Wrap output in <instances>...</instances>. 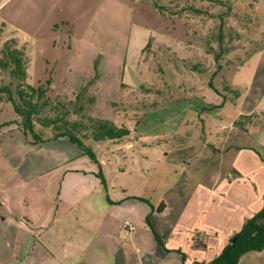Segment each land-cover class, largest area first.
Instances as JSON below:
<instances>
[{
  "label": "crops",
  "instance_id": "obj_1",
  "mask_svg": "<svg viewBox=\"0 0 264 264\" xmlns=\"http://www.w3.org/2000/svg\"><path fill=\"white\" fill-rule=\"evenodd\" d=\"M138 1L143 0H0V30L16 45H25L27 83L46 91L32 83L37 61L44 63L41 66L48 74L49 59L60 40L70 50L77 45L79 54L86 42L97 45L100 31L108 26L110 9L136 12ZM146 30H138L140 52L147 37H155ZM109 62V85L116 87V79L127 76L128 71L121 61L109 57ZM68 75L73 76L72 71ZM261 75L253 88L248 87L246 96L233 102L241 110L228 126L223 121L226 104L216 102L214 106L222 107L198 108L187 103L186 111L195 115V124L201 122L203 133L214 135L218 143L188 147L181 160L184 164L191 161L194 167L179 168L178 184L156 204L129 192L136 181L144 182L138 168H118L122 182L107 183L97 168L44 167L40 165L44 156L34 162L35 147L42 145L17 123L20 119L13 104L0 101V264L211 262L264 206V71ZM103 83L99 79L98 87ZM74 85L66 80L57 93H74L78 91ZM255 114H260L257 118L262 124L251 118ZM117 115L109 120L117 124ZM141 121L139 139L155 141L161 134H146ZM215 127L225 131L215 133ZM59 139L71 142L68 137ZM81 151L78 157L85 155ZM211 162L218 167L209 168ZM57 169L62 172L52 179L62 180L55 183L53 191L49 182H34ZM101 185L108 194L107 206L95 203L93 197ZM115 189H121L119 198L112 196ZM38 190L42 191L38 193L41 199L35 196ZM47 192L49 198L44 197ZM159 207H163L160 212ZM122 217L137 225L134 235L125 230ZM239 264H264V250L245 254Z\"/></svg>",
  "mask_w": 264,
  "mask_h": 264
},
{
  "label": "rangeland",
  "instance_id": "obj_2",
  "mask_svg": "<svg viewBox=\"0 0 264 264\" xmlns=\"http://www.w3.org/2000/svg\"><path fill=\"white\" fill-rule=\"evenodd\" d=\"M170 1H138L136 12L120 7L109 8L108 26L100 31L97 45L89 46L86 42L79 54L77 45L70 50L60 40L49 59L48 74L41 66L44 63L36 62L38 66L34 72L37 75L32 78V83L48 91L46 96L52 98L51 103L42 107L35 117L37 133L45 139L70 129L96 155L97 163L88 155L78 157L81 148L68 139L59 138L39 143L42 147H35L34 162L44 156L45 161L40 164L44 167L97 168L102 170L107 183L122 182L118 168H138L144 182L136 181L129 192L156 204L178 184L179 168L194 167L191 161L184 164L181 160L188 147L205 142L217 145L216 137L203 133L201 122L195 124L196 117L186 111V106L193 103L198 108L203 105L212 107L216 102L225 101L224 124L228 126L235 121L236 113L241 109L240 105H233L238 99L234 91L240 97L246 96L248 87L253 88L264 71V0H180L172 7L174 16L166 19L157 12L154 2L167 6ZM137 28H147L155 34V37H147L141 52L137 50L141 43ZM4 32L0 30V63L7 67L0 65V88L7 87L18 100L19 80L12 75L14 64L5 55V46L10 44L11 48L16 47L25 53V45L12 43L10 35ZM218 54L221 58L217 62ZM125 56L128 59L124 60ZM109 57L121 61L128 71L122 80L111 78L116 79V87L113 83L109 85V66L112 64ZM219 64L223 69L217 71ZM71 71L73 76L68 75ZM99 79L104 83L98 87ZM66 80L74 82L78 91L57 93ZM121 81L124 82L122 86ZM211 81L220 94L209 87ZM87 85L88 89L81 93ZM77 95L80 98L77 99ZM1 96L3 101L9 102L8 94ZM114 114L119 117L116 125L126 126L132 134L121 141L95 140L97 121L109 120ZM257 117L260 119V114L251 118L256 120ZM56 119L65 120L67 125L60 121H57L58 127L52 125L50 121ZM259 119L256 122L262 124ZM46 120L50 124L43 123ZM139 120H143L141 124L145 123L142 128L146 129V134L161 135L155 141L139 139ZM134 123L132 128L129 127ZM73 124L75 128L71 127ZM220 128L215 127L213 132L225 131H218ZM153 144L156 145L155 153L151 152ZM214 167H218V163L211 162L209 168ZM61 170L34 182H49L53 191L55 183L62 179H52V176ZM21 176L19 174L18 180ZM41 192L38 190L35 195L39 199L41 195L38 193ZM107 196L104 185L93 195L95 203L98 201L105 206L108 205ZM112 196L119 198L121 189H115ZM44 197L49 198V193ZM125 219L122 217L121 222Z\"/></svg>",
  "mask_w": 264,
  "mask_h": 264
},
{
  "label": "trees",
  "instance_id": "obj_3",
  "mask_svg": "<svg viewBox=\"0 0 264 264\" xmlns=\"http://www.w3.org/2000/svg\"><path fill=\"white\" fill-rule=\"evenodd\" d=\"M180 0H172L169 5L161 6L157 2H154V7L159 12V14L166 18L170 19L173 17L172 7L179 3ZM230 1V0H228ZM232 1V0H231ZM220 4L224 5L223 1H219ZM231 9V7H229ZM223 23V22H222ZM223 25V24H222ZM12 43L15 44V41L12 40ZM5 55L9 57V62L14 64L12 70V75L19 80V87L16 90L18 100L14 97L11 90L7 87L0 88V101H3L1 94H8L7 99L13 104L14 109L17 115L20 117L17 122L21 127H23L24 132L27 136H32L37 143H44L46 141H51L61 137H68L74 144L78 145L85 155H88L95 163H97L96 155L92 150L85 145V143L78 138V136L71 131L66 129L56 133L53 136L42 138L37 133L35 128V117L39 115V112L42 107L47 106L51 103L52 98L46 96V91L41 88H35L27 83V74L25 72L27 61L24 58V53L18 48H11L10 44L5 46ZM221 58V54L216 56V61L218 62ZM4 67H7L5 64H1ZM222 65L219 64L218 70H221ZM90 82L88 85H91ZM94 83V81H93ZM88 85L83 87L82 92L88 89ZM209 87L213 89L217 94H220V91L215 87L213 82H209ZM234 94L240 97V94L234 91ZM81 95V94H80ZM80 95H77V99L80 98ZM94 101V99H92ZM226 100V99H225ZM225 101L223 102V104ZM62 107L64 104L59 103ZM220 108L221 106H213V108ZM57 121L63 122L65 125V120H52L50 123L57 126ZM45 124H50L47 120L44 121ZM75 128V124L71 125ZM94 138L97 141L101 140H123L125 137H128L132 134V131L126 126L118 127L115 123L110 120H98L94 128ZM144 201V200H143ZM147 202V201H146ZM163 207H159L157 211H162ZM149 222V218L147 219ZM151 226V225H150ZM152 228V226H151ZM153 229V228H152ZM154 231V230H153ZM156 238L159 241V237L154 232ZM202 247V246H201ZM264 250V206L263 208L256 213L254 216L249 218L241 230L237 232L225 246L222 252L211 262L209 263H197V264H239L240 259L247 253L254 251H263Z\"/></svg>",
  "mask_w": 264,
  "mask_h": 264
},
{
  "label": "built area",
  "instance_id": "obj_4",
  "mask_svg": "<svg viewBox=\"0 0 264 264\" xmlns=\"http://www.w3.org/2000/svg\"><path fill=\"white\" fill-rule=\"evenodd\" d=\"M123 226L131 235H134L137 231V225L129 219L123 221Z\"/></svg>",
  "mask_w": 264,
  "mask_h": 264
}]
</instances>
